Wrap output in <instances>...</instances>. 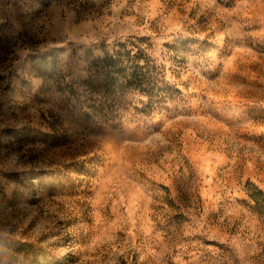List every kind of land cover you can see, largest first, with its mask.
<instances>
[{"label":"rangeland","instance_id":"obj_1","mask_svg":"<svg viewBox=\"0 0 264 264\" xmlns=\"http://www.w3.org/2000/svg\"><path fill=\"white\" fill-rule=\"evenodd\" d=\"M0 264H264V0H0Z\"/></svg>","mask_w":264,"mask_h":264}]
</instances>
